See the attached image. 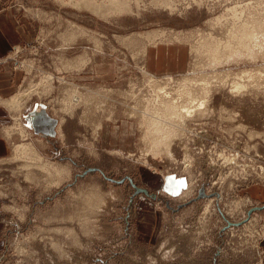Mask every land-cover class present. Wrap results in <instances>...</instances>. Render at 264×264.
Instances as JSON below:
<instances>
[{
	"label": "rangeland",
	"instance_id": "rangeland-1",
	"mask_svg": "<svg viewBox=\"0 0 264 264\" xmlns=\"http://www.w3.org/2000/svg\"><path fill=\"white\" fill-rule=\"evenodd\" d=\"M0 13L24 28L0 63L19 75L0 98V264L261 263L264 0ZM40 110L53 131L27 125Z\"/></svg>",
	"mask_w": 264,
	"mask_h": 264
},
{
	"label": "crops",
	"instance_id": "crops-1",
	"mask_svg": "<svg viewBox=\"0 0 264 264\" xmlns=\"http://www.w3.org/2000/svg\"><path fill=\"white\" fill-rule=\"evenodd\" d=\"M13 18L14 17L11 19L6 13H0V63L3 59L11 55L14 47L20 43L23 37L24 28L17 27ZM4 64L5 65L0 68V98L10 95V92L16 88V84L18 83L17 78H19L18 72L16 73V71L9 66V62ZM7 114L8 112L6 113L5 110L0 107V117ZM26 123L30 129L37 134L39 132L41 134H43L42 132L49 133L54 130L55 118L52 117L48 111L40 110L39 112H32V117L27 118ZM8 147L9 142L0 134V156L6 155ZM173 183L175 190L180 189L182 186V184H178L176 179H173ZM260 264H264V255Z\"/></svg>",
	"mask_w": 264,
	"mask_h": 264
},
{
	"label": "bare ground",
	"instance_id": "bare-ground-1",
	"mask_svg": "<svg viewBox=\"0 0 264 264\" xmlns=\"http://www.w3.org/2000/svg\"><path fill=\"white\" fill-rule=\"evenodd\" d=\"M205 85V84H204ZM211 85V84H210ZM212 86V85H211ZM246 87V84H241V85H239V84H237V85H235V89L237 90V89H246L245 88ZM205 88V92H206V94H208V92H210V89L209 88H207V86H205L204 87ZM164 89V88H163ZM166 89V88H165ZM206 96V95H205ZM203 105H205V103H201L200 104V108H202L203 107ZM148 114V113H147ZM180 115V114H179ZM161 124V123H160ZM161 126V125H160ZM159 126V127H160Z\"/></svg>",
	"mask_w": 264,
	"mask_h": 264
}]
</instances>
